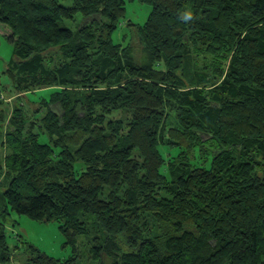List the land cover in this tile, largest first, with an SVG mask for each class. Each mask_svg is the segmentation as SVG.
<instances>
[{
    "label": "trees",
    "instance_id": "1",
    "mask_svg": "<svg viewBox=\"0 0 264 264\" xmlns=\"http://www.w3.org/2000/svg\"><path fill=\"white\" fill-rule=\"evenodd\" d=\"M133 1L141 62L113 40ZM0 24L14 86L56 89L8 118L0 264L10 209L101 264H264V0H0Z\"/></svg>",
    "mask_w": 264,
    "mask_h": 264
},
{
    "label": "rangeland",
    "instance_id": "2",
    "mask_svg": "<svg viewBox=\"0 0 264 264\" xmlns=\"http://www.w3.org/2000/svg\"><path fill=\"white\" fill-rule=\"evenodd\" d=\"M61 4L67 7L73 5V0H58ZM151 7L147 4L133 1L127 3V11L125 18L118 30L113 34L115 43L123 45H130L135 58L138 62L143 59L142 46L139 42L137 28L135 26H128L129 22L137 25H143L149 14ZM82 21V16L78 14L75 22L65 21V25L75 29ZM9 30L5 25L0 24V117L6 115L5 121L0 119V159L6 154V148L2 145L5 139V133L9 129L8 118L14 111L15 107H22L29 113L30 118L36 120L35 113L44 110L42 108L43 99H49L50 95L56 91L54 88H43L38 90H18L14 86V82L7 70L9 69L11 61L14 59V45L7 37ZM44 112V111H43ZM37 115V114H36ZM41 142L48 141L46 135L41 136ZM161 151L164 155L168 152L176 153L177 151L170 150L163 146ZM5 188L0 190L4 191ZM6 233L10 247L12 248L11 259L6 264H27L29 245H34L48 256L60 260H68L76 257L78 264H101L90 259V250L92 243L84 236L78 238L76 251L73 246L67 243L66 237L60 230V224L57 221L42 222L29 218L26 215H20L10 209L6 222ZM105 264H111L107 258L104 260Z\"/></svg>",
    "mask_w": 264,
    "mask_h": 264
},
{
    "label": "clouds",
    "instance_id": "3",
    "mask_svg": "<svg viewBox=\"0 0 264 264\" xmlns=\"http://www.w3.org/2000/svg\"><path fill=\"white\" fill-rule=\"evenodd\" d=\"M183 23H184L185 25H187L188 21H187V20H185Z\"/></svg>",
    "mask_w": 264,
    "mask_h": 264
}]
</instances>
